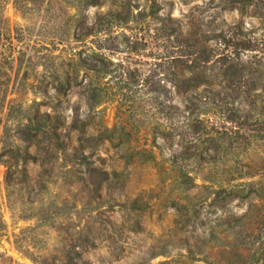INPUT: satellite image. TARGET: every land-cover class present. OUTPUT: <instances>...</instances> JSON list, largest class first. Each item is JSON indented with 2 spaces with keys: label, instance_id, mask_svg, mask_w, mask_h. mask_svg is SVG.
<instances>
[{
  "label": "rangeland",
  "instance_id": "rangeland-1",
  "mask_svg": "<svg viewBox=\"0 0 264 264\" xmlns=\"http://www.w3.org/2000/svg\"><path fill=\"white\" fill-rule=\"evenodd\" d=\"M91 2L0 0V264H262L264 0ZM79 8L88 24L120 19L76 38ZM220 30L231 56L211 80L221 109L202 108L190 129L180 46L214 45ZM44 113L45 130L23 138ZM184 145L204 158L185 163L191 187L172 162ZM243 182L261 192L221 191Z\"/></svg>",
  "mask_w": 264,
  "mask_h": 264
},
{
  "label": "trees",
  "instance_id": "trees-1",
  "mask_svg": "<svg viewBox=\"0 0 264 264\" xmlns=\"http://www.w3.org/2000/svg\"><path fill=\"white\" fill-rule=\"evenodd\" d=\"M87 3H94L91 0H86ZM83 9H77V13L72 16V20L77 23L78 36L86 37L89 35L97 36L103 29H106L113 25L116 21H118L119 14L116 11H109L105 14L96 15L95 21L92 24H88L83 21ZM210 36V35H209ZM211 37L216 38L217 42L214 45L208 44V38L205 36H201L199 38H195L194 41L188 40L189 37L185 38L186 43L182 44L181 55L176 60L180 64V71L178 72V78L176 79L175 87L178 93L185 95L186 101V123L193 129L196 127V122L194 118L198 116L202 108L204 111L212 104H215L217 109H221V104L219 101L215 100L216 92L212 90L211 80L213 77V70L215 67L218 68V73H220L223 77L228 74V70L231 67L228 64V60L231 59V56L226 52V49L229 45L228 35L225 31L220 30L219 32H214L211 34ZM104 41V40H103ZM251 42L245 43H237L236 49H250ZM100 49V47H98ZM93 56L99 58L98 60H103V55L99 52L94 51ZM102 59V60H101ZM104 63V62H103ZM88 68L100 71L98 69L97 64L88 63ZM217 65V66H216ZM104 66L102 71L104 70ZM203 86L202 94L197 95L198 89ZM155 87V86H154ZM63 89V87H61ZM153 91H156V88H153ZM218 95V94H217ZM222 101V100H221ZM170 112L167 111V116L170 118ZM48 113H44L42 115L43 118L31 120L29 123L24 124L19 127V132L21 131L22 137L25 139L31 138V133H39L45 130V127L49 125L47 123ZM228 118V116H225ZM193 118V119H192ZM173 127V123L169 122L167 125V129L170 131ZM194 136L192 137H201V133L197 130L191 131ZM103 134L107 138L112 137V131L107 128L103 131ZM188 143V142H187ZM186 143V144H187ZM138 152L147 155V159H154L152 153H149L146 149H141ZM201 157V158H200ZM200 158L204 160L203 154L200 152L194 151L189 152L186 145L183 146V149L179 153L173 154L172 162L176 165H179L178 171V179L181 184L187 185L191 187L194 184V178L191 176L185 168L186 161H190V159ZM80 160L86 165H90V161L87 157L82 154L80 156ZM104 176V177H103ZM107 172L102 171L101 180H106ZM118 178V173L113 172V180ZM222 192L225 195H239L241 197H248L252 194L258 195L261 192V187H258L256 183L247 182V183H238V184H228L226 187H222ZM217 196L220 194V191L215 192ZM140 200L135 198L130 203L131 210H138L142 207L140 206ZM242 217H238L237 220H241ZM254 257V256H253ZM252 257V259H254ZM255 261V260H254ZM257 261V260H256ZM254 263H258V262ZM264 264V262L262 263Z\"/></svg>",
  "mask_w": 264,
  "mask_h": 264
}]
</instances>
